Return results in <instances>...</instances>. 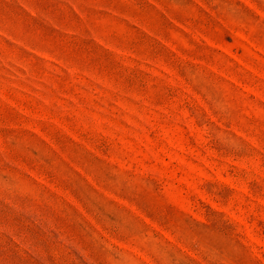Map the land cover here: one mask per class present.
<instances>
[{
  "label": "rangeland",
  "instance_id": "1",
  "mask_svg": "<svg viewBox=\"0 0 264 264\" xmlns=\"http://www.w3.org/2000/svg\"><path fill=\"white\" fill-rule=\"evenodd\" d=\"M0 264H264V0H0Z\"/></svg>",
  "mask_w": 264,
  "mask_h": 264
}]
</instances>
